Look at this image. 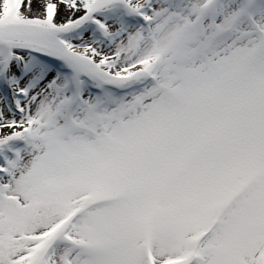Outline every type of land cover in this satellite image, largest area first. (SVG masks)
<instances>
[{
	"label": "snow or ice",
	"instance_id": "obj_1",
	"mask_svg": "<svg viewBox=\"0 0 264 264\" xmlns=\"http://www.w3.org/2000/svg\"><path fill=\"white\" fill-rule=\"evenodd\" d=\"M0 264H264V0H0Z\"/></svg>",
	"mask_w": 264,
	"mask_h": 264
}]
</instances>
